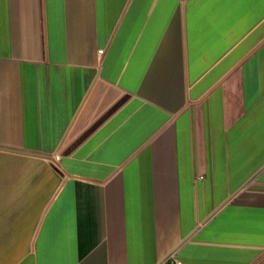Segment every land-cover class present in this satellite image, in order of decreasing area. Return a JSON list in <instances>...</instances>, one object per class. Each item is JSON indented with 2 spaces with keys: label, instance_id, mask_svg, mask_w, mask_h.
<instances>
[{
  "label": "crops",
  "instance_id": "0c3cea01",
  "mask_svg": "<svg viewBox=\"0 0 264 264\" xmlns=\"http://www.w3.org/2000/svg\"><path fill=\"white\" fill-rule=\"evenodd\" d=\"M264 0H0V264H255Z\"/></svg>",
  "mask_w": 264,
  "mask_h": 264
},
{
  "label": "rangeland",
  "instance_id": "374dc122",
  "mask_svg": "<svg viewBox=\"0 0 264 264\" xmlns=\"http://www.w3.org/2000/svg\"><path fill=\"white\" fill-rule=\"evenodd\" d=\"M255 264H264V254L261 256V258Z\"/></svg>",
  "mask_w": 264,
  "mask_h": 264
},
{
  "label": "built area",
  "instance_id": "2783aa9c",
  "mask_svg": "<svg viewBox=\"0 0 264 264\" xmlns=\"http://www.w3.org/2000/svg\"><path fill=\"white\" fill-rule=\"evenodd\" d=\"M175 264H181L180 262H176Z\"/></svg>",
  "mask_w": 264,
  "mask_h": 264
}]
</instances>
